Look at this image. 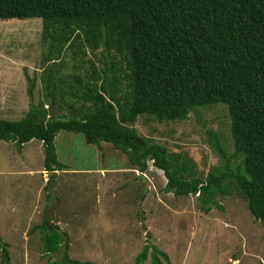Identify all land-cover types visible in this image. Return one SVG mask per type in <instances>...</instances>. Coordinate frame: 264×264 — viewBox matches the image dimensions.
I'll return each mask as SVG.
<instances>
[{
  "label": "trees",
  "instance_id": "1",
  "mask_svg": "<svg viewBox=\"0 0 264 264\" xmlns=\"http://www.w3.org/2000/svg\"><path fill=\"white\" fill-rule=\"evenodd\" d=\"M10 18L42 19L49 51L44 61L68 48L75 60L86 55L85 47L102 48L104 56L96 59L100 66L89 60L87 75H60L57 61L43 69V98L32 101L21 119L0 118V139L19 149L41 140L45 169L61 170L66 165L58 159L56 136L61 130L82 133L100 149L103 142L113 144L142 172L151 161L167 179L162 190L198 195L206 210L218 193H231L232 182L264 226V0H0V19ZM51 102L66 113H51ZM219 102L227 105L234 150L229 153L221 134L208 129L222 167L205 177L196 175L188 154L169 150L135 125L141 115L185 120ZM59 224L34 227L51 264H94L69 257V235ZM63 245L62 260L53 259ZM0 255V264H10L9 243L1 236ZM149 259L171 264L166 251L145 243L135 264Z\"/></svg>",
  "mask_w": 264,
  "mask_h": 264
},
{
  "label": "rangeland",
  "instance_id": "2",
  "mask_svg": "<svg viewBox=\"0 0 264 264\" xmlns=\"http://www.w3.org/2000/svg\"><path fill=\"white\" fill-rule=\"evenodd\" d=\"M42 33L41 18L0 19V118L21 119L32 101L43 98L41 75L54 61L60 75H87L89 60L103 65L96 60L103 58V49L92 52L89 47L76 60L68 48L44 61L49 51ZM34 77L30 96L29 78ZM46 106L51 113H66L58 102ZM208 106L214 107L192 111L185 120L158 121L141 115L135 125L140 134L169 150L188 154L195 160L196 175L205 177L212 167H222L209 144L208 129L221 134L229 153L234 150L227 105ZM55 144L59 161L66 165L54 183L59 207L43 177L41 140L19 149L15 142L0 139V236L9 243L10 264L52 263L43 251L40 228H34L47 219L68 233L69 257L80 262L135 264L149 243L166 251L171 264H264V226L232 182L231 193H218L217 203L206 210L198 195L162 190L167 179L151 161L142 177L111 143L103 142L100 149L86 143L82 133L61 130ZM47 175L51 177L50 172ZM54 253L53 259L62 260L63 251ZM143 264H150V259Z\"/></svg>",
  "mask_w": 264,
  "mask_h": 264
},
{
  "label": "clouds",
  "instance_id": "3",
  "mask_svg": "<svg viewBox=\"0 0 264 264\" xmlns=\"http://www.w3.org/2000/svg\"><path fill=\"white\" fill-rule=\"evenodd\" d=\"M30 142V141H29ZM42 142V141H41ZM28 143V142H27ZM26 144V143H25ZM42 144H43V142H42ZM23 149V148H22ZM135 168V167H134ZM65 169V168H64ZM64 169H61V170H64ZM133 170H139L138 168H135V169H133ZM140 171V170H139ZM147 171V170H146ZM145 171V172H146ZM48 172H50L51 173V177L50 178H48ZM57 172H59V170H57V169H55V170H47V169H45V167H44V161H43V177H44V179H45V181H48L49 182V187L51 188V191L49 192V194L50 195H52V196H54V205H56V206H58L59 207V201L56 203V195H55V182H56V178H57ZM141 173V176L143 177V175L145 174L144 172H142V171H140ZM59 174V173H58ZM53 178V182H52V187L50 186V182H51V179ZM52 192V193H51ZM54 205H51V206H54ZM51 210H52V208H50ZM54 209V208H53ZM47 223H48V219H47ZM65 250H66V245H63L61 248H60V250L59 251H57V252H55V253H58V252H61V251H63V253L65 252ZM54 253V254H55Z\"/></svg>",
  "mask_w": 264,
  "mask_h": 264
},
{
  "label": "water",
  "instance_id": "4",
  "mask_svg": "<svg viewBox=\"0 0 264 264\" xmlns=\"http://www.w3.org/2000/svg\"><path fill=\"white\" fill-rule=\"evenodd\" d=\"M52 182H53V178L51 179V182H50V186L52 187ZM52 193V192H51ZM58 201H57V199H56V203H57ZM51 212V210H49L48 211V213H50Z\"/></svg>",
  "mask_w": 264,
  "mask_h": 264
},
{
  "label": "crops",
  "instance_id": "5",
  "mask_svg": "<svg viewBox=\"0 0 264 264\" xmlns=\"http://www.w3.org/2000/svg\"><path fill=\"white\" fill-rule=\"evenodd\" d=\"M25 144L23 145V148H24ZM65 170V169H64Z\"/></svg>",
  "mask_w": 264,
  "mask_h": 264
}]
</instances>
